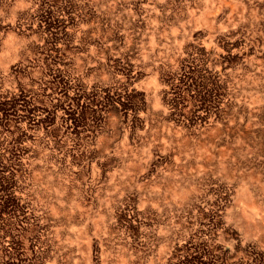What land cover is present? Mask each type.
Returning <instances> with one entry per match:
<instances>
[{
    "label": "rangeland",
    "instance_id": "374dc122",
    "mask_svg": "<svg viewBox=\"0 0 264 264\" xmlns=\"http://www.w3.org/2000/svg\"><path fill=\"white\" fill-rule=\"evenodd\" d=\"M4 1L0 264H264V0Z\"/></svg>",
    "mask_w": 264,
    "mask_h": 264
},
{
    "label": "water",
    "instance_id": "95a60500",
    "mask_svg": "<svg viewBox=\"0 0 264 264\" xmlns=\"http://www.w3.org/2000/svg\"><path fill=\"white\" fill-rule=\"evenodd\" d=\"M7 1H8V3H7ZM101 1V3H103V5L105 6V9H107L109 12H111L112 14H114L115 13V11H114V9H119L120 7H123L124 5H126V2L125 1H123V0H116L115 2H116V4H115V7H113V8H111V7H109L108 6V1L109 0H98L97 2H100ZM5 2V8L6 7H11V6H13L14 4H15V2H16V0H6V1H4ZM92 2V4L93 5H95L96 4V2H94V1H91ZM125 2V3H124ZM142 41H144V40H142ZM73 64H70V65H68V68H71V66H72ZM70 66V67H69ZM101 68H102V70H101ZM86 69V70H85ZM90 68H82L81 69V71H82V75H83V77H88V76H90V75H92V76H94V75H98V74H100V73H104V70H105V68L103 67V65H100V64H98L96 67H92V69H90ZM107 69V68H106ZM71 70H75V68L73 69V68H71ZM113 72V71H112ZM107 73V72H106ZM112 75V74H111ZM110 75V77L112 78V76ZM237 113H243V115H244V121L242 122V124H238V128L239 129H241V128H243L244 127V123L245 122H247L251 117H248L249 115H246V113H245V111H243L242 110V108H240L238 111H237ZM237 128V130H239ZM204 195H206V193L204 194ZM197 195H192L191 197H190V201H188V203L189 202H193L194 204H192V206H193V209L196 207V205H197V203L199 202V201H202V203H206L205 202V200H206V198H205V196H197ZM193 198V199H192ZM185 204H187V203H185ZM185 204H184V206H185ZM216 204L217 203H215V205H214V207L216 206ZM201 206V205H200ZM198 207V206H197ZM192 209V208H191ZM223 211V210H222ZM42 229L44 230V227H41V226H39V225H36V229L35 230H33V234H34V236L35 237H38L39 235H40V232L42 231ZM155 239H157V238H155ZM152 240H154V239H152ZM142 247H145L144 249H142V250H139L140 252H141V254L139 255V259L141 260L140 262H141V264H145L146 263V261H147V258H146V256L148 255V252L149 251H151L150 250V246H149V239H148V241L142 246ZM42 262V261H41Z\"/></svg>",
    "mask_w": 264,
    "mask_h": 264
},
{
    "label": "bare ground",
    "instance_id": "6f19581e",
    "mask_svg": "<svg viewBox=\"0 0 264 264\" xmlns=\"http://www.w3.org/2000/svg\"><path fill=\"white\" fill-rule=\"evenodd\" d=\"M249 217H251L254 220V222L256 223V227H259L262 230H264V223L261 220L256 219V215L254 213H250ZM261 234L264 236V232H262Z\"/></svg>",
    "mask_w": 264,
    "mask_h": 264
},
{
    "label": "trees",
    "instance_id": "16d2710c",
    "mask_svg": "<svg viewBox=\"0 0 264 264\" xmlns=\"http://www.w3.org/2000/svg\"><path fill=\"white\" fill-rule=\"evenodd\" d=\"M61 11H62V10H61ZM60 14H62V13H60ZM60 14H59V15H60ZM48 15H49V14H48Z\"/></svg>",
    "mask_w": 264,
    "mask_h": 264
}]
</instances>
